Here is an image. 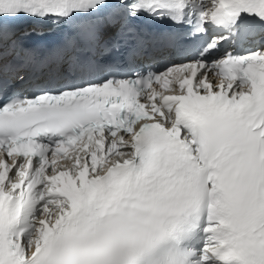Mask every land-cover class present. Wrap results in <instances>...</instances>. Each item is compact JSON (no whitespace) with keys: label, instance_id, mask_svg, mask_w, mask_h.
I'll return each instance as SVG.
<instances>
[{"label":"snow or ice","instance_id":"snow-or-ice-1","mask_svg":"<svg viewBox=\"0 0 264 264\" xmlns=\"http://www.w3.org/2000/svg\"><path fill=\"white\" fill-rule=\"evenodd\" d=\"M0 264H264V0H0Z\"/></svg>","mask_w":264,"mask_h":264}]
</instances>
